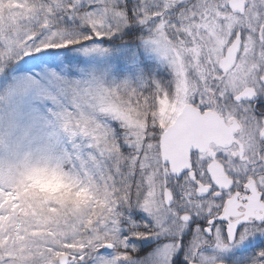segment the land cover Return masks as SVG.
I'll list each match as a JSON object with an SVG mask.
<instances>
[{
  "label": "snow or ice",
  "instance_id": "snow-or-ice-1",
  "mask_svg": "<svg viewBox=\"0 0 264 264\" xmlns=\"http://www.w3.org/2000/svg\"><path fill=\"white\" fill-rule=\"evenodd\" d=\"M49 49L115 52L136 79ZM153 59L170 78H146ZM0 102L15 135L0 203L43 171L103 204L0 264H264V0H34L0 23ZM208 113L230 135L193 134Z\"/></svg>",
  "mask_w": 264,
  "mask_h": 264
},
{
  "label": "rangeland",
  "instance_id": "rangeland-1",
  "mask_svg": "<svg viewBox=\"0 0 264 264\" xmlns=\"http://www.w3.org/2000/svg\"><path fill=\"white\" fill-rule=\"evenodd\" d=\"M18 7H22L21 0H11ZM6 2L1 9H5ZM2 0H0V6ZM23 8H14L8 17L15 18L17 12ZM18 19V18H17ZM1 23V20H0ZM108 47V46H104ZM110 48V46H109ZM61 52L55 49L54 52ZM68 54L74 53L70 58L79 63L80 67L86 69L88 78L93 76L102 79L105 83L111 84L113 81L119 82L125 75H131L135 81L136 75L130 74L126 69L119 73L115 71L118 63V54L112 52L106 56L92 54L91 57L84 55L79 50H65ZM35 54V53H33ZM153 70L145 73L146 78H156L162 82L169 77L167 71L162 67H157L160 62L153 59L151 61ZM34 71H39L34 69ZM0 106V139L5 143L0 144V160L8 162L9 152L8 141H14L15 135L9 128L11 118V105L8 102H1ZM166 109L161 110V115L166 114ZM170 116V113H168ZM44 199V201H42ZM92 207V215L88 217L90 224L92 219L103 208L102 202L96 200L94 195L86 189H77L76 186L66 182L56 174L43 171H35L32 174L17 180L12 186L10 196L3 197L0 209L5 211L0 215V233H5L0 239V248L13 247L15 245L26 246L29 241L39 236L38 242L41 245L47 241L55 242L58 232L65 226L67 213L74 211L78 213L86 212L89 205ZM46 230V232L44 231ZM62 234V233H61Z\"/></svg>",
  "mask_w": 264,
  "mask_h": 264
},
{
  "label": "trees",
  "instance_id": "trees-1",
  "mask_svg": "<svg viewBox=\"0 0 264 264\" xmlns=\"http://www.w3.org/2000/svg\"><path fill=\"white\" fill-rule=\"evenodd\" d=\"M8 2V0H2V5L0 6V20L1 23H7V22H12L15 23L16 21H18L19 19L26 17L27 15L31 14L34 10V0H21L22 2V7H18L14 4V2H12L11 0H9V4L6 5L5 9H1L2 6ZM14 8H23L20 12L16 13V17H8V14L12 13ZM18 18V19H17ZM104 46H110L109 44H105ZM57 50V49H56ZM60 50V49H59ZM48 51H55V49H49ZM62 53L65 52V50H60ZM67 56L70 58L71 55H74V53H70L68 54L66 52ZM35 55V54H34ZM27 58V57H26ZM71 59V58H70ZM1 102H0V106H1ZM44 201V199L42 200ZM46 232V230H44ZM38 237L34 238L28 242V244L26 245V247H30V248H38L39 246H41V243L38 242Z\"/></svg>",
  "mask_w": 264,
  "mask_h": 264
},
{
  "label": "flooded vegetation",
  "instance_id": "flooded-vegetation-1",
  "mask_svg": "<svg viewBox=\"0 0 264 264\" xmlns=\"http://www.w3.org/2000/svg\"><path fill=\"white\" fill-rule=\"evenodd\" d=\"M206 115L208 116V120L203 124L193 127V134L209 139H220L230 135V130L218 116L214 113H208Z\"/></svg>",
  "mask_w": 264,
  "mask_h": 264
}]
</instances>
